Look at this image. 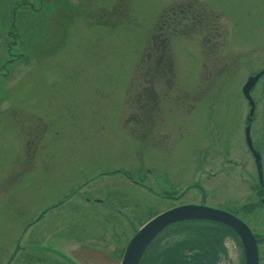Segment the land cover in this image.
<instances>
[{
    "label": "rangeland",
    "instance_id": "rangeland-1",
    "mask_svg": "<svg viewBox=\"0 0 264 264\" xmlns=\"http://www.w3.org/2000/svg\"><path fill=\"white\" fill-rule=\"evenodd\" d=\"M8 1L0 0V15L11 17ZM49 9L33 21L28 11L17 25L0 22V244L76 191L122 206L132 219L128 240L203 192L229 210L254 198L242 85L264 68V0H55ZM162 60L158 77H141ZM251 97V136L264 153V76ZM64 223L48 233L66 227L80 236L83 224L93 237L83 240L120 264L126 238L106 237L83 218ZM201 225L165 229L143 264H159L162 249ZM220 239L218 264H245L238 235Z\"/></svg>",
    "mask_w": 264,
    "mask_h": 264
},
{
    "label": "flooded vegetation",
    "instance_id": "flooded-vegetation-1",
    "mask_svg": "<svg viewBox=\"0 0 264 264\" xmlns=\"http://www.w3.org/2000/svg\"><path fill=\"white\" fill-rule=\"evenodd\" d=\"M8 2L9 3L13 2L12 12H11L12 16L8 17L9 15L7 11L6 15L5 14L0 15V22L6 23L7 20H9L11 25H17L18 21L19 23H22L24 20H27V17H24L23 14L28 15V11L31 14L30 18L32 19V21L37 18L40 19V17L43 15H39L36 17L35 14H38L39 12H43L42 10L50 11L49 9L50 5H52V3L55 2V0H13ZM10 9L11 8L8 7V10ZM19 11L22 17L21 16L17 17ZM51 11L53 12V10ZM2 16H6L7 18H1ZM247 116L248 115L245 116L246 119L245 126L247 127L248 124L250 125L249 130H250L251 141L253 142L254 149L259 152L260 162H262V170H261L262 180L260 181L259 178L260 174L258 172L257 162H255V156L253 152L250 150V148H248L247 141L245 140L246 151L249 153L250 158H252V162L255 170L256 181L254 182V184L251 183L248 185L249 194L250 195L252 194L251 198L253 197L254 198L251 199V201L246 200L247 202H241L240 205L233 204L234 207H232L231 210L227 208L218 207L217 205H214L212 203H208L206 201L207 198L205 196V192H203L202 194L203 198L201 201L198 202L188 201V203L203 204L207 206L210 205L212 207H216L219 209L221 208L229 212L230 214H233L241 222L246 224L247 227L250 228L252 235L257 239L258 258H259L258 264H261L263 260L261 246L264 243V219H263L264 218V153L256 145L257 143L252 140L251 125L254 123V114L251 117L252 121H248ZM229 161L230 159L228 158L227 162ZM239 165L240 164H238V166ZM211 175L213 177L216 176V174H211ZM248 179L249 178L244 180L246 181ZM78 193L79 192L76 191L75 193L67 197H59L60 199L59 198L55 199L53 202H51L54 203L52 206H48L47 208L40 211L34 219L25 222V224L22 226L23 229L20 231L18 236L15 237L12 243L0 244V264H90L83 259H92L94 260L95 263L96 261H101L104 258H106V262H108L109 264L112 257H110L109 254L106 253V251L104 252L102 250L98 251L96 247L87 243L88 241L86 242L83 240V239H92L93 237L89 236L91 234L90 232L85 234L86 230H82L83 228L82 223L80 227L81 228L80 236H76L74 234L68 235L66 227L64 228V233H62V230L58 233L55 232L54 234L48 233L49 231L47 227L52 226L51 224L53 223L59 224L61 221L64 223L67 222L68 220L67 223H64L63 226H65L68 224L70 225V223L74 219L83 218L85 221L90 223L89 226L91 228L96 230V232L99 231L102 235L103 234L106 235V237L110 234V232H112V235L113 233H115L118 236H122L121 238L124 239L126 238L127 241H125L126 244L124 247L126 248L129 240L128 237H126L127 235L125 233L127 232L125 231L126 230L125 228L128 227V225L131 222L130 220H132L130 218V215L128 220L126 210L124 211V208H122V206L115 207L114 203L112 204L107 202L105 198L101 199L100 197L101 194L98 192L93 193L91 195L92 197L88 196L83 199L81 195H79ZM181 195H185V193H181ZM165 196L170 197L171 195L166 194ZM74 197H77V199L79 198L78 199L79 202L81 201L83 202V204L81 203L77 204L75 203V201L73 204L72 201ZM57 200L59 201L57 202ZM179 204L182 203H178V205ZM67 206L73 208L67 210ZM173 206L174 205H171L170 207ZM49 210L50 213H48ZM60 215L65 216V218L59 220L58 218L60 217ZM261 218L263 219L262 221ZM47 223H49L48 226L44 227V225ZM93 224L95 225L93 226ZM224 226L225 225L223 224H218L213 221H210L207 225V228L216 227L225 230L230 236L235 235V231L233 229L225 228ZM132 231L134 232L133 234H135L136 230L134 231L132 229ZM122 234H124L125 236H123ZM103 239L105 240V237H103ZM71 240H76L78 244L72 250H69L70 248L68 245L71 243ZM98 240L99 239H97V241ZM240 242L242 243L241 239ZM151 248L152 246L147 249V252H145L144 257L140 260L138 264H143L147 260V258H149V261L154 260L155 258L154 255L153 257H151L148 254L151 251ZM124 251L125 249H123V253ZM92 254L94 255V257H92L93 256ZM243 254H244V249H243ZM81 256L83 258H81Z\"/></svg>",
    "mask_w": 264,
    "mask_h": 264
},
{
    "label": "water",
    "instance_id": "water-1",
    "mask_svg": "<svg viewBox=\"0 0 264 264\" xmlns=\"http://www.w3.org/2000/svg\"><path fill=\"white\" fill-rule=\"evenodd\" d=\"M264 75V68L256 71V73L249 75L246 82L243 84L242 92L250 104V111L247 119L252 121L251 117L255 111V103L251 98V90L256 85L257 81ZM250 125L245 128V140L248 148L255 156L257 162L258 172L260 174V181L262 180V162H260V154L253 147V142L250 137ZM215 221L222 223L227 227L233 229L242 241L245 249V264H258V248L257 239L252 235L250 228L241 222L236 216L229 212L212 206L203 204H183L177 207L168 208L167 211L157 214L155 217L149 219L143 226L137 229L135 234L128 241L120 264H138L145 255L147 249L151 246L153 241L165 229L178 223L189 221Z\"/></svg>",
    "mask_w": 264,
    "mask_h": 264
},
{
    "label": "trees",
    "instance_id": "trees-1",
    "mask_svg": "<svg viewBox=\"0 0 264 264\" xmlns=\"http://www.w3.org/2000/svg\"><path fill=\"white\" fill-rule=\"evenodd\" d=\"M150 56L151 53L149 54V57ZM163 60L160 61V63L157 61L159 67L157 63H155L152 68L153 70L150 68L149 71L143 70V72H141V77H147L149 74H151L152 78L158 77V73H160V71H165L160 68V64L161 66L163 65V63H161ZM150 89L147 87L146 90L150 91ZM189 222H201L202 225L193 229V234L189 238L179 240V242H175L162 249L161 254L158 256L159 264H218L220 262L222 252L225 255V249L223 248L222 239H220V237L226 231L216 227L207 228V225L205 224H208L209 222L205 220ZM224 227L229 228L227 226Z\"/></svg>",
    "mask_w": 264,
    "mask_h": 264
}]
</instances>
